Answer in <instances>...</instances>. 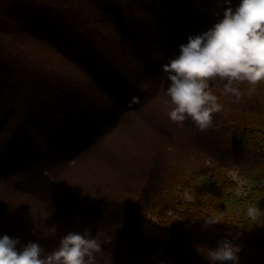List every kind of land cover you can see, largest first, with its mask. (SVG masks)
Wrapping results in <instances>:
<instances>
[{"label": "trees", "instance_id": "16d2710c", "mask_svg": "<svg viewBox=\"0 0 264 264\" xmlns=\"http://www.w3.org/2000/svg\"><path fill=\"white\" fill-rule=\"evenodd\" d=\"M238 5L239 0H231L233 10ZM225 7L220 0H0V184L15 193H10L13 202L29 196L40 200L35 213L43 226H52L48 219H54L44 208L56 213L46 207L49 199L57 200L52 192L72 194L64 181L67 168L116 126L102 114L110 124L104 127L98 108L90 110L99 105L96 86L99 96L107 97L105 105L111 101L121 110L137 96L118 39L133 43L136 55L148 53L152 64L172 46L175 50L189 36L208 31L223 18ZM200 11L207 13L206 20L203 14L197 17ZM147 45L160 47L158 54H150ZM145 58L134 57L140 68L150 64L143 63ZM158 73L164 75L161 69ZM214 81L212 91L223 108L213 115L212 126L202 132L191 119L184 126H164L169 134L157 131L158 137L151 138L157 153L149 152L148 145L149 151L138 156L148 159L149 167L133 188L137 194L109 199L123 216L119 220L106 205L108 219H97L100 224L90 230L103 248L95 264H218L210 260L211 251L227 233H239L233 243L241 249L240 264H264V82L234 109L230 100L235 97L223 90L226 81ZM238 87L247 92L250 86ZM167 149L179 151L169 153L171 168L161 164ZM230 166L248 183L240 195L227 175ZM32 182L39 195L29 189ZM58 203L56 210L66 215L55 220L60 226L77 225L68 219L73 216L80 227L82 213L88 218L83 209H62ZM249 207H258L261 215L252 220ZM214 216L220 223L203 228ZM14 223L22 225L19 219ZM13 227L0 225V237L19 239L17 248H22L26 238Z\"/></svg>", "mask_w": 264, "mask_h": 264}, {"label": "rangeland", "instance_id": "374dc122", "mask_svg": "<svg viewBox=\"0 0 264 264\" xmlns=\"http://www.w3.org/2000/svg\"><path fill=\"white\" fill-rule=\"evenodd\" d=\"M199 13L200 14L197 17L202 19L203 16L201 14H203L204 20H206L207 13H204V11H200ZM172 25L173 24H171V26ZM118 43V45L122 47V54L124 55L126 53V57L123 59L121 57L122 54L117 53L116 58L124 60L125 70L127 72L126 75H128V79L130 80L134 92L140 97L141 103L134 105L131 109H122L123 111L119 105H115L111 101L105 105L107 97L99 96L101 93L96 86L94 91L97 90V95L95 96L97 102L99 101V105L90 106V110L94 111L95 107L98 108V112L101 115L96 114V116L102 120V117L105 118L102 114H106L108 117H111L116 121V126H112V133L95 144L83 158L79 159L78 164L71 166L69 169L67 168L66 173L64 174V181L72 186V194L65 192L64 195L60 197L56 195V192H52V197H56L57 200L54 198L49 199L47 202L49 205L46 206L54 208L56 213H52L49 209L44 208L45 214L54 219V221H52V219H48V221L55 224L57 227L59 223H55V220L60 216L66 218L65 212L62 210L59 212V210H56L55 208L56 206H58V208L60 207L58 201H61L62 209H65L64 207L68 205L70 207L67 209L79 212L84 207L82 206V201L85 199L86 202L84 203L87 205H85V208L82 211L89 213L88 215L86 214L88 218H85L82 213L81 219L85 220L79 227L78 219H76V217H68V219H71L74 221L73 223H77V225L66 226L63 223L64 226L59 225L57 227L58 231L55 235H49L47 228L50 227L51 224L47 225V223H45V226H43L35 213L36 204L41 203L40 200L29 196L21 201L19 198H14L17 201V203H14L11 194L14 195L15 193L11 191L9 187L2 188L4 186L2 183L0 184V206H2L0 207V225H7L8 227L10 224L13 225V229L26 238L21 241L23 245H26L29 242L38 243L45 249V251L50 252L57 246L60 237L69 231H80L82 228V232L88 229L92 230L95 224H100L97 219H108L107 214L103 213L108 210L106 209L107 206L112 209V213H115L119 220H122L123 215L120 214L121 211L118 210L116 212L115 210H117V208H113L109 199L114 196L120 197L131 193L137 194L133 191V188L141 179L140 175L143 169L149 167L147 166L148 159L142 160L138 158L139 154L143 151L149 150L152 154L157 153V151L153 149L154 147H151L156 141L151 140V138L154 139V137H158L156 135L157 131H159V134H169L164 126L172 124L179 126L171 122L167 115L172 107L169 103V98L165 95L168 82L166 81L165 74L162 76L159 75L158 71L161 68L159 67L158 69L157 66L161 61L162 65L165 61L167 63L170 58L179 55V46H177L175 50L172 46V52L169 51L160 61H155L153 59L154 63L152 64L147 55L148 53H137L139 56L145 55L146 58L143 60V63H150V66L148 64H141L142 66L140 68L139 63H136L134 59V57L137 58V55L133 48V43L127 44L126 40L123 38L118 39ZM147 47L149 48L150 54H158V50H155L160 47L155 45H147ZM164 49H167V47ZM51 55L53 56V54ZM63 65L64 68H66L65 62H63ZM81 81L87 82L86 77L83 76ZM145 84H147V88L144 87ZM216 84H218L217 81L210 82L211 89L213 85ZM92 88L95 87L92 86ZM90 96L93 97L92 94ZM230 102L231 106H234V109H239V104L235 99L230 100ZM127 105L128 102L123 104L126 108ZM95 120L97 121L98 119L96 118ZM108 121L102 120V123L105 124L104 127L107 124L110 125ZM185 122L187 123V120ZM180 130L181 129H178V132L176 131L177 134L174 136H179L178 134L180 133ZM171 140H173V138ZM148 145H151L149 147L150 149L146 150L144 147ZM178 152L179 151L174 152L167 149V151L162 153L161 164L166 168H171L173 163H171V160L169 161V159L172 154L169 153H173L175 156ZM227 175H229L236 183V194L240 195L241 193H244L245 187L248 186V183L238 176L237 170L234 166L228 168ZM34 183H36V180ZM29 189L36 190L35 193L39 195L38 188L33 182L30 184ZM89 217H95L97 222L89 221ZM16 219L20 220V223H22L21 226L19 223L15 225L14 222H16Z\"/></svg>", "mask_w": 264, "mask_h": 264}, {"label": "clouds", "instance_id": "9594fccd", "mask_svg": "<svg viewBox=\"0 0 264 264\" xmlns=\"http://www.w3.org/2000/svg\"><path fill=\"white\" fill-rule=\"evenodd\" d=\"M220 3L226 6L223 18L203 34L189 36L187 43L179 46V55L161 65L168 82L165 95L172 105L167 113L170 121L183 126L190 118L202 132L212 126L213 115L223 108L210 82L217 78L226 81L224 93L235 97L236 102L264 82V0H239L234 10L231 0ZM243 83L250 86L247 92L238 87ZM140 103V97L133 96L127 107L131 109ZM261 213L258 207L247 209L252 220ZM219 223V216L209 217L202 227ZM47 231L55 235L58 229L53 224ZM238 238L239 233L225 234L211 251L210 260L218 264H240L241 249L233 243ZM19 243V239L8 235L0 237V264H95V254L103 251L90 229L69 231L50 252L32 242L18 249ZM159 264L165 262L161 260Z\"/></svg>", "mask_w": 264, "mask_h": 264}]
</instances>
